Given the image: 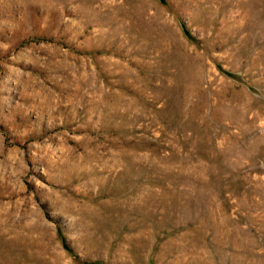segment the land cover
I'll return each mask as SVG.
<instances>
[{
	"label": "rangeland",
	"instance_id": "obj_1",
	"mask_svg": "<svg viewBox=\"0 0 264 264\" xmlns=\"http://www.w3.org/2000/svg\"><path fill=\"white\" fill-rule=\"evenodd\" d=\"M0 264H264V0H0Z\"/></svg>",
	"mask_w": 264,
	"mask_h": 264
}]
</instances>
